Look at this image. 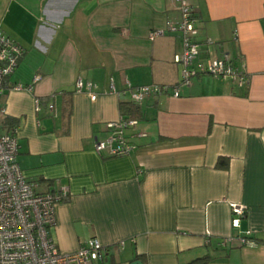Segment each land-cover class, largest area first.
Masks as SVG:
<instances>
[{"label":"crops","instance_id":"crops-1","mask_svg":"<svg viewBox=\"0 0 264 264\" xmlns=\"http://www.w3.org/2000/svg\"><path fill=\"white\" fill-rule=\"evenodd\" d=\"M188 2L198 59L228 55L249 82L199 74L178 96H148L129 131L141 133L134 150L108 157L94 151L93 136L104 137V123L131 102L129 87L180 80L181 34L168 30L179 5L0 0V30L25 49L7 83L32 85L0 94V132L16 128V160L37 192L67 188L49 229L60 252L95 238L107 254L93 264H186L205 255L206 264H264V0ZM154 29L164 34L149 39ZM78 77L95 85L94 100L75 91ZM233 202L245 206L237 227ZM247 230L256 246L220 245Z\"/></svg>","mask_w":264,"mask_h":264},{"label":"built area","instance_id":"built-area-1","mask_svg":"<svg viewBox=\"0 0 264 264\" xmlns=\"http://www.w3.org/2000/svg\"><path fill=\"white\" fill-rule=\"evenodd\" d=\"M180 8V20L170 24L168 30L179 32L182 39L181 53L175 57L180 64V80L177 84H144L129 87L130 99L140 104L148 96L170 93L179 95V87L187 85L193 76L207 74L221 79H231L239 84H247L250 75L233 64L228 55L207 57L199 60V46L195 40L197 28L195 17L188 0H170ZM163 29L148 32V38L154 39L163 35ZM25 49L0 30V94L5 89L32 91L31 84L13 83L8 85V77L14 72ZM39 79L33 78V83ZM76 92H87L92 100L96 94L91 82H83L78 77L75 82ZM113 90V85L111 84ZM50 111L54 104L48 103ZM35 109H39V99L35 98ZM4 112V110H2ZM137 120L120 114L118 118L104 123L106 135L102 138L93 136V149L97 154L108 157L129 155L135 148L134 136L140 132L129 133L136 127ZM16 128L0 133V264H93L103 261L107 246L97 239L90 238L72 253L60 252L50 235L54 224V206L66 198L67 188L56 191L37 192L36 183L25 179L16 160L18 143ZM231 225L238 226L239 219L245 214V206L230 203ZM238 243L245 246H256L258 241L249 230L240 236H225L220 245ZM123 242L118 244L121 248Z\"/></svg>","mask_w":264,"mask_h":264},{"label":"trees","instance_id":"trees-1","mask_svg":"<svg viewBox=\"0 0 264 264\" xmlns=\"http://www.w3.org/2000/svg\"><path fill=\"white\" fill-rule=\"evenodd\" d=\"M120 113L123 115H126L131 118H136L138 116L139 108L138 104L134 102H126V103H120ZM209 261V257L207 255L196 258L191 260L190 262L186 264H206Z\"/></svg>","mask_w":264,"mask_h":264},{"label":"water","instance_id":"water-1","mask_svg":"<svg viewBox=\"0 0 264 264\" xmlns=\"http://www.w3.org/2000/svg\"><path fill=\"white\" fill-rule=\"evenodd\" d=\"M131 264H141V262L139 260H135Z\"/></svg>","mask_w":264,"mask_h":264},{"label":"rangeland","instance_id":"rangeland-1","mask_svg":"<svg viewBox=\"0 0 264 264\" xmlns=\"http://www.w3.org/2000/svg\"><path fill=\"white\" fill-rule=\"evenodd\" d=\"M1 133V132H0Z\"/></svg>","mask_w":264,"mask_h":264}]
</instances>
